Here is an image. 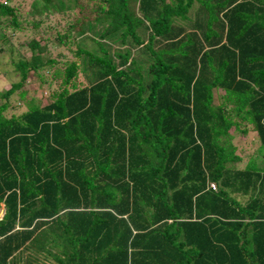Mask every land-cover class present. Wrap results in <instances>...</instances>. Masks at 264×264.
<instances>
[{
    "label": "trees",
    "instance_id": "obj_1",
    "mask_svg": "<svg viewBox=\"0 0 264 264\" xmlns=\"http://www.w3.org/2000/svg\"><path fill=\"white\" fill-rule=\"evenodd\" d=\"M5 1L0 264H264V0H40L26 27Z\"/></svg>",
    "mask_w": 264,
    "mask_h": 264
},
{
    "label": "rangeland",
    "instance_id": "obj_2",
    "mask_svg": "<svg viewBox=\"0 0 264 264\" xmlns=\"http://www.w3.org/2000/svg\"><path fill=\"white\" fill-rule=\"evenodd\" d=\"M5 3L12 8H15L18 11V19L20 21L21 26L26 27L27 21L30 20V17L27 16L29 12H34V7L40 5V0H10L9 2L5 1ZM6 22V19L4 20V24ZM32 37V33L30 30H23L17 37L14 38V42L20 43L25 42L28 40V38ZM44 40H48V46H49V52L51 57H56L57 54L64 53L65 58L61 60H68V61H77V58H75L72 53L68 52L64 46L56 47L57 41L54 39V35L52 34H46L44 35ZM72 50H74L76 47L74 45L69 46ZM70 49V50H71ZM52 50V51H51ZM29 54L27 51H22V55ZM61 62V61H60ZM60 67L63 68L62 63H59ZM0 93L4 90H7L10 88V83H12L15 80V76L8 74H11V68L9 67V60L8 55L0 54ZM58 68V66H53L48 71L45 70L41 77L43 78L46 83L42 84L40 86V83L34 82V81H28L26 84L27 86H24L26 90H28L29 93L24 94L22 99L27 100L29 97L33 96L36 97L37 100L40 102V104H45L50 99V93L51 91L59 86L60 77H53L52 74L55 71V69ZM48 80V81H47ZM49 82L51 85H49ZM84 86L88 83L85 73L78 72L77 80H76V86ZM30 86V87H29ZM51 86V87H50ZM36 100V101H37ZM37 101V102H38ZM6 100L0 97V105L4 104ZM7 103V102H6ZM25 110V106H22V102L18 100V95L14 94L12 95L9 100L6 109L4 110L3 114L7 118H10L11 116H19L23 111ZM239 129H245L247 131L246 134L242 135L238 132H233L234 139L232 140V143L235 144L237 150L236 153L240 158V162L236 164L238 168L244 167L247 160L255 154V150L258 147V138L256 133L253 131L252 126L247 123H241L239 126ZM1 215V214H0Z\"/></svg>",
    "mask_w": 264,
    "mask_h": 264
},
{
    "label": "water",
    "instance_id": "obj_3",
    "mask_svg": "<svg viewBox=\"0 0 264 264\" xmlns=\"http://www.w3.org/2000/svg\"><path fill=\"white\" fill-rule=\"evenodd\" d=\"M0 214H1V215H0V219H1V217H2L3 214H4V209H1V210H0Z\"/></svg>",
    "mask_w": 264,
    "mask_h": 264
}]
</instances>
